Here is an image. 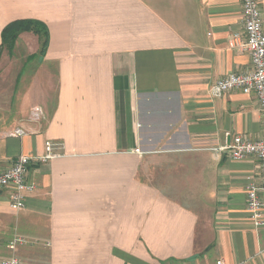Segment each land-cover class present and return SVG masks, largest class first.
I'll list each match as a JSON object with an SVG mask.
<instances>
[{
	"label": "crops",
	"instance_id": "1",
	"mask_svg": "<svg viewBox=\"0 0 264 264\" xmlns=\"http://www.w3.org/2000/svg\"><path fill=\"white\" fill-rule=\"evenodd\" d=\"M19 19L48 42L23 31L0 54V171L30 155L37 187L20 210L0 190V258L21 235L44 241L48 264H264L247 208L258 160L210 148L264 138L254 93L210 94L251 67L230 44L242 0H0V44ZM37 107L40 127L26 119ZM46 139L62 147L40 161Z\"/></svg>",
	"mask_w": 264,
	"mask_h": 264
},
{
	"label": "built area",
	"instance_id": "2",
	"mask_svg": "<svg viewBox=\"0 0 264 264\" xmlns=\"http://www.w3.org/2000/svg\"><path fill=\"white\" fill-rule=\"evenodd\" d=\"M243 25L241 32H235L230 38V44L238 45L249 52L251 67L245 71H232L210 85V94L222 97L232 90H241L245 93H254L257 96L260 107L264 113V26L263 12L260 0H242ZM27 130L17 127L13 134L24 135ZM62 142L55 139H46L45 151L36 158L47 161L60 154ZM210 148L217 154H226L235 160L247 157H256L258 160L259 180L248 183L247 208L255 225H264V200L261 193L264 192V138L252 139L244 134L229 136L224 144L213 145ZM138 151H140L138 149ZM34 157L27 154H19L13 164L0 171V190L9 188L10 206L14 210H20L25 206L28 192L37 187L36 181L29 178V165ZM26 239L21 235H15L8 246L15 251ZM0 264H24V261L16 253L0 258ZM216 264H227L225 260L218 259Z\"/></svg>",
	"mask_w": 264,
	"mask_h": 264
},
{
	"label": "rangeland",
	"instance_id": "3",
	"mask_svg": "<svg viewBox=\"0 0 264 264\" xmlns=\"http://www.w3.org/2000/svg\"><path fill=\"white\" fill-rule=\"evenodd\" d=\"M44 113L45 112H43L40 107H37L30 111V114L26 117V119L30 121L29 124H34L35 126L40 127L45 119ZM44 245V241L35 243L32 240H28L26 238V241H24L23 244H20L15 251L11 250L5 255L16 253L22 258L24 264H48V249ZM1 250L3 249L0 246V251Z\"/></svg>",
	"mask_w": 264,
	"mask_h": 264
},
{
	"label": "trees",
	"instance_id": "4",
	"mask_svg": "<svg viewBox=\"0 0 264 264\" xmlns=\"http://www.w3.org/2000/svg\"><path fill=\"white\" fill-rule=\"evenodd\" d=\"M23 31H33L39 34L42 39L41 51L43 52L46 49L48 42L47 26L39 20L19 19L8 23L1 31L2 43L0 44V54L4 48L12 52L19 34Z\"/></svg>",
	"mask_w": 264,
	"mask_h": 264
},
{
	"label": "bare ground",
	"instance_id": "5",
	"mask_svg": "<svg viewBox=\"0 0 264 264\" xmlns=\"http://www.w3.org/2000/svg\"><path fill=\"white\" fill-rule=\"evenodd\" d=\"M262 193H264V192H262ZM262 193H261V196H262ZM262 198H263V196H262ZM264 200V199H263Z\"/></svg>",
	"mask_w": 264,
	"mask_h": 264
}]
</instances>
